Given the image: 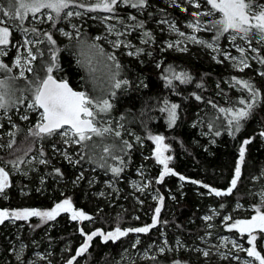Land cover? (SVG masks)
Listing matches in <instances>:
<instances>
[{
    "label": "trees",
    "instance_id": "trees-1",
    "mask_svg": "<svg viewBox=\"0 0 264 264\" xmlns=\"http://www.w3.org/2000/svg\"><path fill=\"white\" fill-rule=\"evenodd\" d=\"M150 4L143 14L136 15L137 21L132 18L129 23L151 29L159 18L180 19L186 15L177 7L165 5L157 10ZM7 21L10 26L13 20L7 17ZM82 36L90 43L85 49L99 42L95 40L94 29L89 27L75 39L58 38V50L44 40L36 53L34 71L29 78L47 61L46 69L55 53V62L64 66L61 75L76 88L77 82L84 83L88 91L83 54L78 53L76 47ZM112 54H116L114 56L119 61V81L127 83L118 89L102 87L109 92L111 113L122 124V131L130 135L93 136L92 140L82 142L77 161L59 158L50 147L49 136L34 139L27 133L25 123L15 115L13 119L20 124L16 140H12L13 135L2 139L5 146L15 141L8 149L9 153H14L15 160H24L31 152H45L48 160L38 170H31L28 179L14 177L7 199L0 197L2 211L51 210L64 199H71L78 208L92 214V219L80 224L69 214L47 222L30 217L11 223L9 218L0 224V264H68L73 257H76L73 264H174L177 260L181 264H246L233 258H219L210 252L205 256L193 244L199 243L209 231L204 216L212 208L219 213L214 216V225L224 231L220 222L226 214L250 216L253 211L247 207L259 202L256 190L264 182V136L261 135L264 132V64L260 62L264 59V47L255 54L257 60L247 57L249 67L243 70L234 68L224 58L215 59L200 46L181 52L169 50L162 55L156 52L153 58L145 57L142 62ZM114 69L110 68L106 78L118 73ZM237 81H249L260 93L259 103L247 118L240 121L239 131L235 130L234 124H228L230 114L219 111L221 108L235 111L245 107L239 103L241 99L251 102V94ZM172 104L178 105L174 124L169 123L168 112L162 111ZM157 135L163 136L171 147L173 158L169 166L175 173L166 175L160 182L157 181L162 164L152 155L150 139V136ZM245 140L250 143L245 145ZM125 141L131 147H127ZM107 145H110L111 154L103 152ZM241 147L245 148V160L236 188L229 195L210 193V188L226 191L230 187ZM113 156L119 159H113ZM140 166L164 197L159 223L147 233L130 232L115 241H104L102 236H96L87 252L77 257L76 252L87 234L96 229L114 231L117 226L123 230L152 224L158 201L137 193L142 200L139 201L129 186L131 177L145 182L144 177L135 173ZM113 167H120L123 171L116 175L111 171ZM92 175L97 181L89 184ZM181 176L185 179L181 180ZM110 178L118 185L119 194L111 192L107 186L106 194L99 195L97 192L102 183ZM238 204L241 207H237ZM162 234L170 244L168 249L155 255H139L138 251H145L150 243L161 242ZM262 242L264 232L258 241L264 256ZM32 255L37 262L29 261Z\"/></svg>",
    "mask_w": 264,
    "mask_h": 264
},
{
    "label": "rangeland",
    "instance_id": "rangeland-1",
    "mask_svg": "<svg viewBox=\"0 0 264 264\" xmlns=\"http://www.w3.org/2000/svg\"><path fill=\"white\" fill-rule=\"evenodd\" d=\"M3 1L5 6L2 5L1 0L0 5L3 6L4 10H7L8 2L7 0ZM95 2L96 0H75L74 5L70 6L68 9H65V12H80V16L73 15L71 17H66L62 13L59 18H56L55 13H50L53 16V20H48L46 15L42 16L37 14L35 19L29 16L24 21V25L22 24L21 27L28 28L29 30L34 27L37 29L39 35L33 34L31 31L27 33L20 31L16 27V23L13 21V23L11 22L9 26L7 24V17H4L2 12H0V27H8L11 33L9 37V44L0 46V49H3V54H0V63L8 65V67L12 69L11 72L0 70V80L6 81L8 85L7 99L9 100L8 109H0V145H2V150H0V167H4L9 173V187H7L2 194H0L1 198L7 199V192L12 186L15 176L28 179L27 175L31 172V170H38L39 166L44 164L41 163V161H45V163L48 161L45 158V152H31L26 157V159L24 158V160H15L14 153H9L8 151L10 148L8 145L10 143L13 145L15 141L13 143L11 141L7 146H5L3 145L4 143L2 140L5 138V136L10 135H13L12 140H16L17 138L20 124L13 119V115L17 116L19 121L25 123L27 133L29 135L30 129H34L36 123H38L40 120V112L42 110H33L28 107V104L32 101V92L30 91L32 84L30 82L34 81L37 76H45V64L47 66V61L41 64L39 70L37 69L36 73L31 78H29V76L30 73L34 71V66L37 59L32 61L31 64H27L26 61L29 59V49H31L33 55L37 57L36 53L38 50H40L44 40L47 41L49 46H53L55 50H58V38L63 40L75 39L80 36L84 28L89 27L94 29L95 40L99 41L96 43L98 47L91 48L90 45V48L88 47L89 49H85V47L90 44L85 36H82L78 40L76 47L79 51L78 53L83 54L81 57L85 70V81L86 85L88 86V91L86 90L84 83L77 82V87L81 90H84L90 97L94 99L93 111L96 112L99 111V108L95 106L96 101H100L102 104L103 100H108L109 92L104 90L103 87H114L113 85L115 81L112 80L111 77L114 75L116 80H119L120 77V68L116 67V65L119 64V61H117L116 58L114 61L107 59L108 55L116 56V54L112 53H117L119 56L124 58H136L142 62L145 57L148 59L153 58L156 52H158L159 55H162V53H165L169 50L181 52L187 51L193 46H200L203 49H206L208 53H211L215 59L219 60L224 58L229 61L234 68L243 69L244 67L240 63V60L245 59L247 63L248 58L257 60V56L255 54L260 53L261 48L264 47V41L259 38L258 34L255 33V30H253V34H251L247 39H243L238 36L236 40L233 41L231 37L234 35V33L229 31L228 33H224L222 36H220L219 40H216V29L213 28L212 24L215 20L220 18V13L216 12L214 15H207L209 11L213 10L211 9V6L206 3V0H154L152 2H147L146 0V3L143 7L137 8L131 7L130 3L125 4L122 2V0H118V4L112 13L99 9L96 11H88V8L94 5ZM257 2L264 5V0H257ZM80 4H84L85 7H79ZM149 4L151 8H155L157 10L160 9L161 6L165 5L177 7L180 9V11L186 13V15L184 17H180V19L173 17L159 18L153 22L151 29H142L139 26L129 23V20H131L133 17H135L134 20L137 21L138 18L136 15L143 14L144 10L149 6ZM197 4H199L200 7H196ZM44 11L46 13L49 12V10ZM257 11H259V9H257ZM194 13L197 15H193ZM252 23H255V21L253 20ZM189 25H192V27H189ZM110 29L112 30L110 31ZM151 30L153 32H151ZM64 33H67V35ZM145 33H149L150 35L145 36ZM180 33H183V35H180ZM47 35H51L55 43L49 42L47 40ZM193 36L196 37L198 41H204V43L193 42L191 39H189V37ZM152 37H156L157 39L154 40ZM26 39L33 41L38 40L39 42L25 44L24 41ZM117 41L119 42V47L115 46ZM209 43L213 44L216 50L209 48L207 46ZM170 44L172 47H169ZM83 48L86 51H84ZM240 48L244 49L243 57L238 50ZM100 49L103 50L104 55H100ZM227 56L232 57V59L226 58ZM18 58L20 59V65L16 64V60ZM75 59H77L76 56ZM89 60H91V64L88 63ZM51 63H49L48 66H50ZM55 63L57 67L54 68L53 74L60 78H64V76L61 75V71L64 69V66L60 65L58 62ZM28 67H31L33 71L29 72L27 70ZM22 68L24 70V77H20V71ZM110 68H115L118 73L106 78L107 73L110 72ZM42 69L44 70L42 71ZM90 69H95V71H90ZM20 79L27 80L21 81ZM124 85L125 84L122 83L120 88H122ZM24 91L27 92L24 93ZM108 102L110 103L109 100ZM23 116H27L28 118L22 119ZM96 123L97 127L101 129H111L110 132L104 133L105 135H113L117 131H119L121 134L125 133L130 135L128 132L122 131V124L114 118L113 114L111 113V108L105 113H100L96 117ZM30 136L34 139H40L36 136ZM47 138L51 139L50 147L55 152V154H58L57 156L59 158H64V160L67 161H77V155L80 152V146L82 145V142L74 143L72 141L78 139V137H71V134H69V138H64L61 135L56 134ZM152 145V155L156 158V144L153 140ZM164 145H167V150L164 151L163 155L165 157H171V159L168 161L169 166L173 155L171 154V147L166 142L165 138ZM107 146L109 147L110 145ZM39 147H41V144ZM13 161L16 162L15 166L13 163H11ZM135 173L138 175V177H144L145 182L142 183L139 178L131 177L129 179L131 193H134V196H136L139 201L142 200L138 197V195H136L137 193L144 195L151 201H158L157 207H160L161 209L158 217V224L162 210L164 208V197L158 193V190L155 188L154 184H152L151 177L146 175L144 168L141 166L138 167ZM92 177L93 175L90 176V179H88L89 184L95 183L97 181ZM102 185V188L97 192L99 195L106 194L108 191L107 186L110 187L109 190L111 192H116L119 194V187L115 183L114 179H107L102 183ZM256 194L258 196V204L247 207L248 209H251L253 213H256L255 209L257 207H260L261 211H264V203H262V200H264V182L259 185V188L256 190ZM160 197H163L162 203L160 201ZM71 202L73 201L71 200ZM237 207H241V204H238ZM15 210L22 209H9V213ZM40 210L43 211L46 209ZM79 210L83 211L92 219V214L86 212L85 209L79 208ZM0 211L2 210L0 209ZM215 215L218 216L219 213L212 208L210 212L204 216V220L207 222L209 231L205 234V236L201 237L199 243L193 244L195 249H199L202 252H210L212 255L219 258H233L234 260L241 263L259 264V261L255 260L254 257H249L247 255V249L252 247V245L248 243L250 236L239 232H237L235 235L228 233L227 231V229L230 228V225L235 223V221L241 217H235L231 214H226L220 222V226H223L224 231H220L221 228L214 225L213 223V219L216 218L214 217ZM209 216L211 219L206 220L205 217ZM225 217H230L231 219L225 220ZM9 221L14 223L17 220L10 218ZM85 221L89 222L90 220ZM230 229L238 231L235 228ZM97 230L104 232L105 234L109 232L103 230L102 228L96 229L95 231ZM261 234L262 233L253 235L256 236V249L263 256L262 250L258 247V241L261 237ZM162 236L163 238L161 242L155 243L154 241L150 243L145 251H138L139 255H155L156 253L160 252L161 248L164 250H166V248L168 249L170 244L168 240H166L164 234H162ZM88 243L90 246L91 241ZM262 245L264 247V242H262ZM29 261L37 262V260L34 258V255L30 257Z\"/></svg>",
    "mask_w": 264,
    "mask_h": 264
},
{
    "label": "snow or ice",
    "instance_id": "snow-or-ice-1",
    "mask_svg": "<svg viewBox=\"0 0 264 264\" xmlns=\"http://www.w3.org/2000/svg\"><path fill=\"white\" fill-rule=\"evenodd\" d=\"M8 9L4 10L3 6L0 5V12H2L4 17H8L13 21H18L16 27L27 33L31 31L33 34L39 35L36 28L28 29L23 28L21 25L23 22L31 16L33 19L37 17V14L46 15L48 20H53V16L50 13H55L56 18H59L63 13L66 17H71L73 15L80 16V12L73 13L72 11L65 12V9H68L70 6L74 5L75 0H7ZM123 3L131 5L133 8L143 7L146 3V0H122ZM206 3L211 6L213 11H209L207 15H214L216 12L220 13V18L215 20L212 24L213 28L216 29V40H219V37L224 33L231 31L234 35L231 37L233 41L239 36L243 39H247L253 34V30L258 34L259 38L264 41V5L259 4L257 0H206ZM118 4V0H96L95 4L88 8V11L103 10L105 12L112 13L115 10V7ZM79 7H85L84 4H80ZM196 7H200L199 4ZM259 9V11H257ZM44 10H49L46 13ZM193 15H197L194 13ZM135 19V17H133ZM255 23H252V21ZM43 22V21H41ZM192 27V25H189ZM198 27V25H197ZM112 29H110L111 31ZM67 35V33H64ZM11 33L8 27H0V46L9 44V37ZM150 35L145 33V36ZM183 35V33H180ZM193 42L204 43V41H198L196 37H189ZM47 40L51 43H55L51 35H47ZM39 41H33L26 39L25 44L38 43ZM147 42V41H145ZM117 47H119V42H116ZM209 48H213V44L209 43L207 45ZM91 48H97V45H91ZM169 47H172L170 44ZM186 50V49H185ZM241 53V56H244V49H238ZM0 54H3V49H0ZM100 55H104L102 49H100ZM29 59L26 61L27 64H31L32 61L36 60L37 57L33 55L32 50H28ZM226 58L232 59V57L227 56ZM108 60H115V56L108 55ZM55 53L52 55V63L46 68L45 76L39 77L32 82V87L30 91L32 92V101L28 104V107L33 110H40V120L36 123L34 129H30V135L36 137L42 136H53L56 134L61 135L64 138L78 137V139L73 140L74 143H81L85 141L92 140L93 135L102 137L104 133L110 132L109 128H99L97 127L96 117L100 113L107 112L112 105L108 100H103L102 104L100 101H96L95 106L99 108V111H93L94 99L90 97L86 92L74 91L67 81L57 80L53 76V70L57 67ZM264 64V59L260 61ZM91 64V60L88 61ZM240 63L244 68L249 67L245 59H241ZM16 64L20 65V59L16 60ZM119 68V64L116 65ZM0 70H6L11 72L12 69L4 63H0ZM29 72H32L33 69L28 67ZM243 70V69H241ZM90 71H95V69H90ZM183 75V74H182ZM264 75V73H262ZM20 77H24L23 68L20 71ZM181 77H177L180 79ZM115 81L114 87L120 88L121 81L116 80L115 76L111 77ZM185 77V81H186ZM127 83V81H123ZM238 84H241L244 89H247L251 94V102L248 103L244 99L239 101L240 104L245 105V107L238 110H233L232 108L224 109L221 108L220 112H226L230 114V119L228 120L229 125H235V130L239 131L240 121L247 118L251 114V110L259 103L260 93L255 88L253 84L249 81H237ZM8 85L6 81L0 80V109L7 110L9 107ZM114 94V93H113ZM200 99V97H197ZM178 105L172 104L170 108L162 109V111L168 112L169 123L174 124L177 119L176 109ZM27 116H23L22 119H27ZM211 127V125H210ZM117 137L120 136V132H115ZM216 135H220L219 132H216ZM264 136V132L261 133ZM156 144V160L159 164L163 165V171L160 173L159 180L157 182L163 181L164 177L168 174L173 173L172 169L168 166V161L171 157H165L163 155L164 151L167 150V145H164L163 136H150ZM67 142V141H66ZM250 141L245 140L244 144H248ZM127 147H131L124 142ZM11 147V143L8 145ZM87 146V145H86ZM103 152L111 154V149L108 146L103 147ZM113 159H119V157L113 156ZM245 160V148L241 147L239 149V161L235 166L234 177L230 182V187L226 191H220L215 188H210L209 192L214 193L216 196L229 195L232 193L233 189L236 188L237 182L241 176V165ZM15 166V161L11 162ZM45 163V161H41ZM59 172V169L56 170ZM111 171L119 175L123 169L120 167H113ZM181 180H184L185 177L181 176ZM193 183H197L193 181ZM9 187V173L5 170L4 167H0V194ZM205 188H208V185H204ZM161 203L163 202V197H160ZM264 203V200H262ZM160 207L155 209V215L152 218V224L146 225L143 227H134L121 229L119 226L115 228L114 231H109L107 234L99 230L93 231L91 234H87L86 242L77 250L76 256H81L83 253L87 252L90 241L93 240L96 236H102L104 241L109 240H118L120 237L127 236L130 232L132 233H147L151 227H154L158 222V217L160 214ZM256 215L252 216L248 220H236L235 223L230 225V228L238 229L240 233H248L250 239L248 243L252 247L247 249V255L249 257H254L255 260L259 261V264H264V256L261 255L256 249L255 241L256 236L253 233L259 229L261 232H264V211H261L260 207L255 209ZM61 213H71V219L76 220H90L91 217L86 215L83 211H76L73 209V205L70 199H64L62 202L55 204L51 210H39V209H22L15 210L9 213L8 211H0V224L4 223L5 220L11 218L14 220H28L30 217H39L42 221L47 222L54 220ZM205 219H211V217H205ZM231 219L230 217H225V220ZM179 243V242H178ZM23 246L21 247V252ZM161 252L164 251L163 248L160 249ZM209 253L204 252L203 255L207 256ZM20 258L19 253L17 254V259ZM76 257H73L68 261V264H73V260ZM174 264H181L180 261H175Z\"/></svg>",
    "mask_w": 264,
    "mask_h": 264
},
{
    "label": "water",
    "instance_id": "water-1",
    "mask_svg": "<svg viewBox=\"0 0 264 264\" xmlns=\"http://www.w3.org/2000/svg\"><path fill=\"white\" fill-rule=\"evenodd\" d=\"M53 76H54V78L57 79V80H61V79H62V80L67 81V83L69 84V86H70L74 91H82V92H84V90H81V89H78V88L74 87L68 79H66V78H60V77L56 76L55 74H53ZM41 110H42V109H41ZM72 205H73V209H74V210H76V211H80L79 208H78L76 205H74L73 203H72ZM5 210H6V209H3V211H5ZM6 211H8V210H6ZM63 214H69V215H71V213H61L60 215H63ZM60 215H58V216H60ZM58 216H57V217H58ZM78 221H79L80 224H82V223L84 222V220H78Z\"/></svg>",
    "mask_w": 264,
    "mask_h": 264
},
{
    "label": "flooded vegetation",
    "instance_id": "flooded-vegetation-1",
    "mask_svg": "<svg viewBox=\"0 0 264 264\" xmlns=\"http://www.w3.org/2000/svg\"><path fill=\"white\" fill-rule=\"evenodd\" d=\"M254 215H256V213H252L250 216H244V217H241V218H239L238 220H248V219H251V217L252 216H254ZM238 230V229H237ZM227 231H228V233H232V234H237V232H239V230L238 231H236V230H231L230 228H228L227 229ZM240 233V232H239ZM258 233H263V232H261L259 229H257L253 234H258ZM242 234H246V235H248L249 236V234L248 233H242Z\"/></svg>",
    "mask_w": 264,
    "mask_h": 264
}]
</instances>
